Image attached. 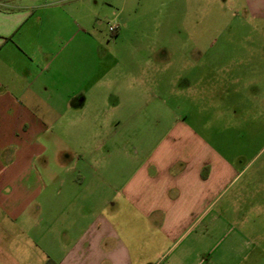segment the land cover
Instances as JSON below:
<instances>
[{
  "label": "crops",
  "instance_id": "crops-1",
  "mask_svg": "<svg viewBox=\"0 0 264 264\" xmlns=\"http://www.w3.org/2000/svg\"><path fill=\"white\" fill-rule=\"evenodd\" d=\"M77 1L0 0V264H264V160L236 124L203 132L171 110L128 142L134 111L166 105L169 63L112 56ZM245 3L264 21V0ZM199 54L198 92L220 81L243 111L264 55Z\"/></svg>",
  "mask_w": 264,
  "mask_h": 264
},
{
  "label": "rangeland",
  "instance_id": "rangeland-1",
  "mask_svg": "<svg viewBox=\"0 0 264 264\" xmlns=\"http://www.w3.org/2000/svg\"><path fill=\"white\" fill-rule=\"evenodd\" d=\"M76 3L79 7L86 5L95 38L111 41L112 56L129 57L130 47L134 45L135 60L146 58L154 51L150 58L158 59L160 64L169 63L165 68L167 78L158 81L166 105L155 99L152 101L155 105L147 111H134V127L121 129L128 142L132 138H157L171 110L175 116L186 114L189 125L203 132L214 127L219 130L224 122L236 124L238 132L234 134L244 136L238 147L257 153L258 162L264 160V114L259 102L252 99L253 90L264 89L261 87V84L264 87V73L259 83L244 87V95L239 96L245 100L241 111L221 92L220 81L204 80L203 94L199 93V84L193 79L195 68L190 64L199 59V52L217 58L263 57L264 21L248 15L245 0H78ZM109 25L119 26V34L109 32ZM135 66L134 72L138 71ZM184 76H189L187 79L193 84L185 91L187 95L181 92ZM222 102L225 114L220 117L216 108ZM132 115L128 113L129 118ZM133 146L128 144L129 151H133Z\"/></svg>",
  "mask_w": 264,
  "mask_h": 264
},
{
  "label": "built area",
  "instance_id": "built-area-1",
  "mask_svg": "<svg viewBox=\"0 0 264 264\" xmlns=\"http://www.w3.org/2000/svg\"><path fill=\"white\" fill-rule=\"evenodd\" d=\"M108 30H109V32L113 33L115 30V26L109 25Z\"/></svg>",
  "mask_w": 264,
  "mask_h": 264
},
{
  "label": "trees",
  "instance_id": "trees-1",
  "mask_svg": "<svg viewBox=\"0 0 264 264\" xmlns=\"http://www.w3.org/2000/svg\"><path fill=\"white\" fill-rule=\"evenodd\" d=\"M45 264H55L52 260L48 259Z\"/></svg>",
  "mask_w": 264,
  "mask_h": 264
}]
</instances>
